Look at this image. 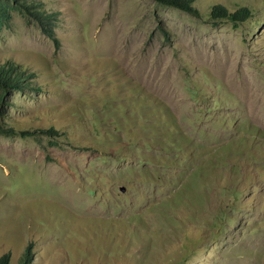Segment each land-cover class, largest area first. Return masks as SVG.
<instances>
[{
	"label": "rangeland",
	"instance_id": "rangeland-1",
	"mask_svg": "<svg viewBox=\"0 0 264 264\" xmlns=\"http://www.w3.org/2000/svg\"><path fill=\"white\" fill-rule=\"evenodd\" d=\"M44 1L0 27L37 85L0 89V257L264 264V0Z\"/></svg>",
	"mask_w": 264,
	"mask_h": 264
},
{
	"label": "trees",
	"instance_id": "trees-1",
	"mask_svg": "<svg viewBox=\"0 0 264 264\" xmlns=\"http://www.w3.org/2000/svg\"><path fill=\"white\" fill-rule=\"evenodd\" d=\"M160 4L170 5L190 13H197L193 6L194 0H155ZM18 10L24 13L29 19L33 20L41 29L43 34L51 36V26H55V20H58L57 10L47 7L44 0H0V27L10 18L11 10ZM247 7H240L235 10H229L222 4L213 5L210 11L211 20L215 23L221 20H229L233 23H239L251 16ZM34 73L30 70L22 69V66L7 61L0 63V89L2 93L5 90H23L35 88L36 81L32 78ZM53 131V129H49ZM14 132L12 127L4 128L0 125V133L11 134ZM23 135L31 134L29 131H22ZM31 244L26 247L16 264H27L31 260ZM0 264H13L9 252L0 257Z\"/></svg>",
	"mask_w": 264,
	"mask_h": 264
}]
</instances>
